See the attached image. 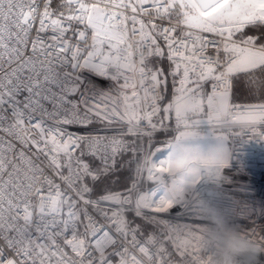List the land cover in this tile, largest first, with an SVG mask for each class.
<instances>
[{"label": "snow or ice", "instance_id": "snow-or-ice-1", "mask_svg": "<svg viewBox=\"0 0 264 264\" xmlns=\"http://www.w3.org/2000/svg\"><path fill=\"white\" fill-rule=\"evenodd\" d=\"M165 56L174 96L161 107L166 77L152 62ZM85 73L113 81L114 91L97 92ZM256 76L264 78V0H0V264H171L177 245L168 252L163 235L139 237L119 204L134 194L138 211L196 215L183 202L169 207L173 197L158 178L172 177L157 165L170 161L188 172L185 165L204 160L219 176L244 138L264 142V99L232 101L233 80L252 85ZM168 117L178 135L149 149L141 172L149 186L87 199L85 178L97 176L74 153L82 157L86 148L107 166L125 145L72 136L64 126L97 119L139 138L142 125L151 132ZM198 191L225 203L213 184L202 181ZM109 201L111 215L100 209ZM257 207L264 217L261 200L249 219ZM248 247L237 259L255 264L264 243ZM179 264L195 262L185 255Z\"/></svg>", "mask_w": 264, "mask_h": 264}, {"label": "built area", "instance_id": "built-area-1", "mask_svg": "<svg viewBox=\"0 0 264 264\" xmlns=\"http://www.w3.org/2000/svg\"><path fill=\"white\" fill-rule=\"evenodd\" d=\"M56 0H54V3ZM154 59V58H153ZM167 60V58L165 57ZM168 61V60H167ZM169 63V61H168ZM163 69L166 77V86L169 78L165 69ZM89 83V87H94L97 92L107 93L113 92L115 83L109 79L101 78L89 73H85ZM166 87L160 89L163 99L158 103L162 107L164 101V93ZM245 105V104H240ZM156 118H153L155 123ZM123 125L119 123H105L101 120L94 119L87 126L80 125H65V131L72 136H95L100 135L109 140L118 139L123 141L125 147L117 151L115 156L105 162L99 156L88 154V150L84 148L85 155L80 156V149L74 153L82 161L85 159L94 160L98 166L106 171L113 172L117 168L118 162L128 156H132L140 151L135 141L131 138L134 135L124 134ZM144 134L141 138L147 137L149 131L147 125H142ZM131 145V147H128ZM238 155L229 162L225 172L217 175L210 164L202 163L199 165H189L191 170L186 172L185 169L177 172H167L172 177L171 182L164 179L163 176L158 178V182L164 184L173 199L169 203V207L173 203L179 201L185 205H193L190 211L196 215H190L187 210L172 214H158L162 218V225L159 229L152 230L144 239L149 237L158 239L163 235V238L168 241L165 250L171 252L175 249V244L181 250L177 249L178 255L171 258V264H179V258L182 256H190L195 264H242L237 259L238 256L249 251V243H264V217L259 214L257 207V215L254 219H249L252 216L253 203L257 206L261 200H264V142L255 138H244L243 147L236 145ZM158 168L163 169L164 162L161 161ZM187 168V167H186ZM52 176V173H48ZM61 188L64 185L58 177H53ZM215 185L220 190V197L225 203L223 205L215 204L205 200L201 192L198 191V186L201 182ZM85 183V181H84ZM86 184V183H85ZM248 189L251 190V195L255 197V201L249 198ZM104 197V196H103ZM100 198H91L89 192L86 198L97 202ZM112 201L106 204H101L100 209L111 215L115 208L112 207ZM120 214L123 216L129 228L135 230L138 234V229L132 226L126 216V208L119 204ZM90 212L94 209L89 208ZM101 222L107 224L113 231L114 226L108 224L102 216L96 217ZM199 219L206 223H194ZM193 229H196L195 231ZM253 235V240L248 241L247 237ZM139 237H142L139 235ZM211 249V251H209ZM138 259H145L142 254L133 250ZM255 264H264V250L257 251L255 254ZM112 264H117V260H113ZM129 264H132L130 261ZM151 264V262H147Z\"/></svg>", "mask_w": 264, "mask_h": 264}, {"label": "trees", "instance_id": "trees-1", "mask_svg": "<svg viewBox=\"0 0 264 264\" xmlns=\"http://www.w3.org/2000/svg\"><path fill=\"white\" fill-rule=\"evenodd\" d=\"M248 34L252 35L253 33L250 31ZM152 64L153 66L164 65V61L160 59L158 61V58H154ZM166 71H168V68H166ZM252 79V85H249L244 77H237L233 80V101L235 103L249 104L264 99V78L256 76ZM139 160L140 158H134L133 156L124 157L118 162L115 171L106 172L94 160L85 159L83 162L87 163L97 176L96 179L85 178L89 196L91 198H100L109 193L126 190L135 181L134 170ZM131 225L134 226L133 223ZM138 225L140 226V232L139 230L138 232L142 237L148 230H156L161 227V225L155 226L151 220L144 219L138 220Z\"/></svg>", "mask_w": 264, "mask_h": 264}, {"label": "rangeland", "instance_id": "rangeland-1", "mask_svg": "<svg viewBox=\"0 0 264 264\" xmlns=\"http://www.w3.org/2000/svg\"><path fill=\"white\" fill-rule=\"evenodd\" d=\"M167 86L164 93V101L162 105L163 107L166 106V104L170 102L174 96L173 88L171 87L170 89L169 86L168 87ZM232 101H233V84H232ZM233 103L235 102L233 101ZM176 135H178V132L174 117H168V118H164L162 122L156 123L155 130L149 132L147 137L145 138H141V137L137 138L136 136L131 137L135 141L136 146L138 145L137 148L140 151H142V153L132 155L134 158H140L138 163L135 165V170H134L135 181L126 190L109 193L107 195L123 197L125 194L129 193L130 191L134 193L135 190L137 189L148 187L149 182L146 176L142 175L141 172L144 167V160L151 159V157L149 156V149L153 148L156 145L162 144L165 141L171 142L173 137ZM204 162H205L204 160H197L194 162H190V164L185 165V168L188 167L189 165H198V163H204ZM182 170H184V168H177L174 163L172 162L169 163L170 172H177ZM135 199H136L135 195L133 194L128 197L127 201L120 202V204L126 208V216L130 224L133 223L134 227H136L139 230V232H140V226L138 225V220H142V219L151 220L154 222L155 226L162 225V218H159L158 214L154 213L152 209H141L138 211L135 205ZM150 231H152V229L148 230V232H146L144 236L148 235Z\"/></svg>", "mask_w": 264, "mask_h": 264}, {"label": "crops", "instance_id": "crops-1", "mask_svg": "<svg viewBox=\"0 0 264 264\" xmlns=\"http://www.w3.org/2000/svg\"><path fill=\"white\" fill-rule=\"evenodd\" d=\"M157 59V58H156ZM159 59V58H158ZM160 60H163L164 61V65H161V64H159V65H156L155 67H159V66H161V67H163L164 69H165V71H166V68H168L169 69V63H168V61L165 59V57L164 58H160ZM167 73H168V71H166ZM168 86H169V88L171 89V87L173 88V84H172V80H171V78H169V82H168V84H167ZM167 86V87H168ZM163 107V106H162ZM204 163H206V162H204ZM199 164H202V163H198V165ZM206 164H208V163H206Z\"/></svg>", "mask_w": 264, "mask_h": 264}, {"label": "water", "instance_id": "water-1", "mask_svg": "<svg viewBox=\"0 0 264 264\" xmlns=\"http://www.w3.org/2000/svg\"><path fill=\"white\" fill-rule=\"evenodd\" d=\"M164 162V167H163V172H169V163L170 161H163Z\"/></svg>", "mask_w": 264, "mask_h": 264}]
</instances>
